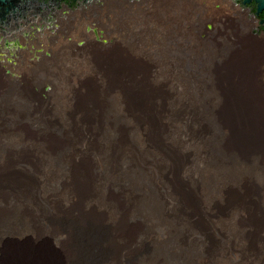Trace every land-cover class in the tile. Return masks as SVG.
I'll return each instance as SVG.
<instances>
[{
  "label": "bare ground",
  "instance_id": "6f19581e",
  "mask_svg": "<svg viewBox=\"0 0 264 264\" xmlns=\"http://www.w3.org/2000/svg\"><path fill=\"white\" fill-rule=\"evenodd\" d=\"M190 1L199 22L215 17L217 27L233 14L264 39V0ZM94 4L20 9L10 25L0 19L7 72L20 68L22 53L44 59L37 81L66 103L77 83L62 73L98 68L111 39L128 44L132 35L166 55L162 71L82 75L98 80L97 89L87 84L85 103L113 112L107 119L73 118L65 107L62 119L31 116L35 106L12 111L10 102L22 100L0 91V245L46 232L68 244L69 264H264V119L249 115L262 107L241 103L247 97L204 66L171 57L177 25L165 24L160 9L131 24L111 1L91 16ZM85 18L96 21L82 27ZM253 77L261 87L245 92L264 100V60ZM65 215L70 228L55 220ZM19 246L0 253V264H47V245Z\"/></svg>",
  "mask_w": 264,
  "mask_h": 264
},
{
  "label": "rangeland",
  "instance_id": "374dc122",
  "mask_svg": "<svg viewBox=\"0 0 264 264\" xmlns=\"http://www.w3.org/2000/svg\"><path fill=\"white\" fill-rule=\"evenodd\" d=\"M109 1H111L113 9L117 12H115L117 16L119 15L120 18L126 17L131 24L139 16H143L144 14L145 17L149 18L151 13L160 9L165 24L177 25L175 29L176 36L167 39V41L174 42V46L173 44H169L167 48H175L176 50L175 53L170 56L175 57L177 60L184 59V63L192 64V68L204 66L206 69H204L203 72L215 75L217 81L223 83L221 86L237 89L241 92V96L247 97V100L241 103L254 107H262L261 111L254 110L249 115L264 119V100L258 99L252 94L245 92L248 90L258 91L261 87L256 83V80H254L253 73L257 71V66H259L260 61L264 60V39L253 35V27L250 23H247V27H243L242 21L243 24L246 25V21L243 18H239L240 16L234 17L233 14L230 15L228 13L224 14V17H221L224 19H222L223 24H219L217 27L216 23H214L216 19H212L215 17H209L201 23L197 20V14H195L197 12L192 7L193 4L189 3L190 0H182L185 5L182 4L181 0H162L160 4L158 3L159 0H155V2L154 0H101L100 4L95 3L89 7L87 11L93 12L91 16L97 17V10L104 9ZM202 1L206 4L209 0ZM219 1H222V3L226 5L229 0ZM216 5H220V8L216 9L214 7L215 10H221L220 2H217ZM229 19L232 20V23L229 22ZM95 21L96 20H91V18H85V21H82V27L89 23H94ZM233 27L238 29L231 30ZM65 33L68 37H71L74 30H66ZM105 37H107L106 34ZM68 40H70V38H68ZM142 40L146 41V43L141 44V42H143ZM147 42H149L147 37L141 38L140 40V38H136L133 35L130 37L128 44L121 42L117 44L114 39H111L110 43H112V46L110 47L113 52L111 54H102L103 58L99 60L98 68L91 71L74 70L62 73L69 78H73L77 83L72 84L71 87L75 90V93L78 92V94L75 95L74 93L73 95V93H71V97L69 93L66 103H63L62 100L59 99L61 95H59V92L53 91L54 88H52L49 82L39 83L37 81L40 74L39 72L41 71L36 70L35 66L44 63V59L38 60L40 61L39 64H35L26 53H22L19 57L17 66H20V68L12 69L13 71L11 73L7 72L8 69L0 60V91H4L10 94L11 97H18L22 100L21 102L18 101V103L16 101L10 102L12 111H16L21 107L25 108L24 106L28 105L35 106L34 110L30 112L31 116L42 114L44 116L62 119L67 113V111L62 108L65 107L68 109L70 108L69 113L73 118H113V112L103 107V105L86 104L89 103L88 101L86 102V95L88 94H86V88L89 87L87 84L90 83V86H94L93 88L97 89L99 87V82L95 78H91L93 81L88 82V80L82 79V75L115 73L136 74L139 72H145L149 75L154 72L162 71L156 66L160 64L159 60L166 55L158 52L151 53L149 50L157 46L155 44H148ZM33 43L36 47H40L41 43H38V41L33 40ZM213 48L217 50L216 53H213ZM140 49L146 51L144 53L138 52ZM210 49L212 52H209ZM21 65H23L24 68L21 67ZM108 65L111 66V68H107L106 66ZM187 71L194 72L196 70L189 69ZM94 81L96 83H94ZM246 82H250V84H246ZM226 83L229 85H224ZM193 102L200 103V100L194 97ZM230 104L237 103L231 102ZM72 105L74 106L72 107ZM221 108L222 107H220V109ZM4 113L8 114L9 111ZM220 114H223V109L220 110ZM24 116L28 117L29 115ZM55 220L57 223L66 225L68 228L71 227V219L66 215L56 217ZM88 225L89 224L84 225L85 230L88 228ZM88 233L85 231L86 235H88ZM27 241L35 247L47 245V264H69L71 253L67 246L68 244L55 241L46 232H42L38 235L37 239H33L31 235L22 240L16 236H5L1 241L0 253H4L5 249L7 250L9 248L12 252L16 253L19 250V245ZM83 259L82 264H92L91 258L85 257Z\"/></svg>",
  "mask_w": 264,
  "mask_h": 264
},
{
  "label": "flooded vegetation",
  "instance_id": "af4514ba",
  "mask_svg": "<svg viewBox=\"0 0 264 264\" xmlns=\"http://www.w3.org/2000/svg\"><path fill=\"white\" fill-rule=\"evenodd\" d=\"M101 0H15L13 3L0 6V11L68 6L98 3Z\"/></svg>",
  "mask_w": 264,
  "mask_h": 264
},
{
  "label": "water",
  "instance_id": "95a60500",
  "mask_svg": "<svg viewBox=\"0 0 264 264\" xmlns=\"http://www.w3.org/2000/svg\"><path fill=\"white\" fill-rule=\"evenodd\" d=\"M15 0H0V6L8 5L13 3ZM98 3H101L100 1ZM1 25H10L8 16L19 15L20 10H9V11H0Z\"/></svg>",
  "mask_w": 264,
  "mask_h": 264
}]
</instances>
